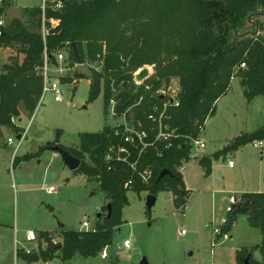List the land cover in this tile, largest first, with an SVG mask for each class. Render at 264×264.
Segmentation results:
<instances>
[{"label": "trees", "instance_id": "obj_1", "mask_svg": "<svg viewBox=\"0 0 264 264\" xmlns=\"http://www.w3.org/2000/svg\"><path fill=\"white\" fill-rule=\"evenodd\" d=\"M11 1L0 0V15L11 6ZM57 1L61 2L59 9L54 8ZM259 9H264V0H47L44 39L40 6L26 9L28 24L14 18L0 27V48H11L23 55L21 60L10 57L9 63L0 69V132L2 128L14 129L11 119L18 118L22 111L33 115L42 96L43 79L38 70L45 57L54 65L55 55L66 49L75 64L72 42L77 43L82 63L88 61L92 65L98 61L96 56L103 54L102 73L92 70L87 103L102 94L105 114L113 98L117 116L131 108L127 116L132 115L134 120L149 127L146 116L159 103V97H153L151 91L145 92L142 87L136 91L133 82V74L145 66H153V75L145 82L152 85V91L166 85L170 78L178 80L180 89L179 106L168 110V123L177 137L170 140L167 149L164 144L156 143V150L149 149L142 160L153 169L151 181L143 185L135 180L131 188H124L131 177L129 169L111 164L108 170L103 157L113 142V127L105 125L99 132L80 134L78 148L69 151L80 160L75 172L97 184L110 204V216L98 221L90 231L61 228V240L57 244L52 242L53 232L39 231L38 253L25 254L18 250V259L26 263L50 262L57 256L66 263L76 255L97 256L112 245L113 231L123 224L122 210L128 203L126 193L130 190L148 192L155 197L168 191L176 207H185L188 193L179 169L190 161L187 138L200 136L234 77L238 78L247 102L256 97L264 100V39L240 34L244 32L242 21ZM50 19L57 20L58 25L51 27ZM73 75L85 78L76 72ZM139 98H142L140 103ZM255 140L264 141V128L242 134L222 149L199 158L197 163L204 176L211 174L213 161L225 159ZM31 157L26 155L22 159ZM16 163L18 160L14 158L13 166ZM163 169L171 176L157 181ZM239 214L246 216L249 227L264 233V192L242 194L241 202L227 214L222 233L231 230ZM254 249L238 250L237 264H242L248 255L251 264H260L252 258Z\"/></svg>", "mask_w": 264, "mask_h": 264}, {"label": "rangeland", "instance_id": "obj_2", "mask_svg": "<svg viewBox=\"0 0 264 264\" xmlns=\"http://www.w3.org/2000/svg\"><path fill=\"white\" fill-rule=\"evenodd\" d=\"M11 2L0 15L5 25L14 18L28 24L26 9L42 4V0ZM242 30L243 36L250 33V37L264 39V9L248 14L242 21ZM41 33L44 37L47 34L42 30ZM61 52L64 63L54 65L57 69L69 70L56 78L60 101L55 102L52 93H45L32 116L22 111L11 122L14 129L2 128L0 132V264H19L16 249L28 248L31 254L38 253V241H24L26 231L36 232L37 236V231H54L51 238L53 244H57L61 240L59 225L65 230L83 231L81 224L86 220L87 231H90L106 217L108 203L97 184L69 170L59 155L49 150L48 144L58 139L64 149L74 151L78 148L80 134L96 133L105 125L116 124L110 110L105 114L102 94L87 103L92 79L74 77V63L69 59L68 50ZM10 57L21 60L23 55L11 48H0L1 66L9 63ZM83 64L91 71L102 73L99 61ZM51 74L59 73L53 69ZM166 86L179 88L178 80L170 78ZM241 90L238 78H232L229 92L217 101L214 115L206 120L199 136L205 144L199 153L201 156L222 149L242 134L264 128L263 98L256 97L247 103ZM7 138H11L13 144L7 145ZM262 142L261 148L250 142L218 160L216 165L223 175H216L213 181L203 176L195 160L184 163L180 172L188 196L182 209L176 207L172 193L164 191L157 193L154 205L146 214L149 193L128 191V203L122 210L123 224L113 231L112 245L104 249L106 258L101 257L102 251L89 258L76 255L66 263L56 256L50 262L38 260L27 264H138L142 258L148 264H237L236 252L254 247L253 260L264 264V233L249 227L243 214L236 217L225 239H216L205 229V224L212 221L211 211L215 206L212 192L217 199L264 192ZM42 148L45 149L40 151ZM26 155H31V159L23 160ZM14 158L18 163L13 166ZM228 160L233 162L232 168L228 167ZM216 223L213 220V224ZM124 240L130 241L129 249L123 248Z\"/></svg>", "mask_w": 264, "mask_h": 264}, {"label": "built area", "instance_id": "obj_3", "mask_svg": "<svg viewBox=\"0 0 264 264\" xmlns=\"http://www.w3.org/2000/svg\"><path fill=\"white\" fill-rule=\"evenodd\" d=\"M47 5V0H42L41 10H42V32L47 33L45 28V18L44 11ZM55 9L61 8V2L57 1ZM51 27H56L58 25L57 20L50 19L49 20ZM4 20L0 18V27H3ZM44 39V36H42ZM97 60L102 65V57L103 54L97 55ZM56 64L62 65L64 63L62 52H59L55 55ZM242 68L244 64L240 65ZM149 70L148 77L144 79L142 82H136L134 80L135 74H137L142 68L138 69L133 74V82L137 88L142 87L145 92L151 91L153 97H159V103L154 104L152 106V110L146 116V120L149 123V127H144L139 120H134L132 115L127 116V113L130 112L131 108H128L124 113L120 116H117L114 111L115 101L114 99H110L109 101V110L111 112L112 118L115 120V125L113 126L112 138L113 142L109 144L107 147L103 161L108 166V170L111 168V164H121L129 169L131 172V177L124 183V188H131L134 185V181L137 180L143 185H147L151 179L153 178V169L150 165L143 164V158L147 154L148 150L153 148L156 150V143L164 144L165 149L170 147V140L175 139L177 135L175 134V130L172 129L168 120L170 119L169 108H176L179 106L178 94L179 88H169L166 85H162L155 90L152 91V85L145 83L153 75V66H145ZM76 72V63L73 65ZM144 68V67H143ZM58 71V75L52 76V70ZM69 70L60 67L57 69L56 65H52L47 58H44L43 65L38 70V74L43 79V88H42V96L45 93H52L54 96V101H60V96L58 93V80L57 77H62L65 71ZM138 89V90H139ZM113 93L116 94V91L113 90ZM41 96V97H42ZM142 98H139L138 103H140ZM15 119H11V122H14ZM188 144L190 146L189 158L199 159L202 156L199 154L202 149L205 148V144L199 137L197 138H187ZM7 143L9 145L13 144V140L11 138L7 139ZM253 145L256 148H261L263 146L262 141L254 142ZM158 156H161V152H156ZM227 165L231 168L233 167V162L231 160L227 161ZM183 169V166L179 169V171ZM48 191H53V188L50 187ZM227 206L225 207V212L230 213L234 210V208L238 205L239 200L234 195H230L226 197ZM83 231H87L88 223L84 220L81 224ZM205 229L210 230L214 237L225 239L228 237L227 233H222L220 227L213 226V224H205ZM181 234H184V231H181ZM25 242L34 243L38 241V236L33 231H27L25 233ZM214 242V241H212ZM123 248H130V241H123ZM25 254H30L31 250L28 248L21 250ZM102 258H106L107 254L105 250L101 253ZM18 262V261H17ZM19 263V262H18ZM23 264H27L26 262H22ZM17 264V263H14Z\"/></svg>", "mask_w": 264, "mask_h": 264}, {"label": "water", "instance_id": "obj_4", "mask_svg": "<svg viewBox=\"0 0 264 264\" xmlns=\"http://www.w3.org/2000/svg\"><path fill=\"white\" fill-rule=\"evenodd\" d=\"M245 34L251 35L250 33H245ZM70 48H71L72 55H73V58H74L75 63H76V73L84 76L87 79H92L93 73H92L91 69L88 66H86L85 64H83L81 59H80V56L78 53V48H77V43L72 42L70 44ZM148 74H149V70L146 67H144L137 74H135L134 80L136 82H142L144 79H146L148 77ZM138 89H139V86H137L136 91H138ZM17 139H19V137H17ZM49 150H51L54 153H56L57 155H59L61 162L65 166H67V168L69 170L75 171L78 169V167L80 165V160L78 158L74 157L68 150L64 149L60 145V142L58 139H56L54 141L53 145L49 147ZM165 176H171V173L168 170L163 169L159 173V175L157 177V181H159L160 179H162ZM155 200H156L155 196L147 195V197H146V208H147V210L151 209V207L155 203ZM106 210H107V213H106L105 220L108 219L110 216V204H107ZM97 217L100 218V214ZM59 226L63 227L62 225H59ZM138 264H148V262L145 258H142V260ZM242 264H251L249 255L242 261Z\"/></svg>", "mask_w": 264, "mask_h": 264}, {"label": "crops", "instance_id": "obj_5", "mask_svg": "<svg viewBox=\"0 0 264 264\" xmlns=\"http://www.w3.org/2000/svg\"><path fill=\"white\" fill-rule=\"evenodd\" d=\"M0 68H1V65H0ZM229 89H230V87H229ZM242 91V90H241ZM228 92H229V90H228ZM227 92V93H228ZM227 93H226V95H227ZM243 94V93H242ZM226 95H224L223 97H225ZM43 97V96H42ZM42 97H41V99H40V101H39V103L41 102V100H42ZM223 97H221V98H223ZM220 98V99H221ZM246 100V99H245ZM254 100V99H253ZM252 100V101H253ZM252 101H250V102H247V103H251ZM39 103H38V105H39ZM37 105V106H38ZM37 108V107H36ZM36 110V109H35ZM35 112V111H34ZM114 120V119H113ZM18 121H21V119H18ZM115 121V120H114ZM21 137V136H20ZM19 137V138H20ZM8 139V138H7ZM7 145H9L8 143H7ZM212 154V153H211ZM211 154H209V155H211ZM209 155H207V156H209ZM192 160H195L196 161V164L198 165V163H197V160L198 159H192ZM220 160V159H219ZM191 161V160H190ZM189 161V162H190ZM218 161V160H217ZM217 161H213V163H212V168H211V174L208 176V178H210L211 179V181H213L214 179V177L216 176V175H218V176H222L223 175V172L218 168V165H216V163H217ZM188 163V162H187ZM199 166V165H198ZM200 167V166H199ZM229 167V166H228ZM230 168V167H229ZM232 168V167H231ZM202 170V169H201ZM181 173V172H180ZM182 175V174H181ZM203 176H204V174H203ZM205 177V176H204ZM184 183V182H183ZM184 186H185V189H186V191H187V193H188V190H187V188H186V184L184 183ZM246 193H249V192H246ZM258 193V192H257ZM261 193H263V192H261ZM242 194H245V193H242ZM241 194V195H242ZM233 195V194H232ZM241 195L239 196V197H237L236 196V198H238V200H239V203L241 202ZM188 196V195H187ZM215 196H216V193L215 192H212V201H213V198L215 199L213 202H214V204H215V206H214V208H212V211H211V220L212 221H210V223L209 224H213V220L216 222L217 221V223L214 225V226H216V227H220V229H221V227L225 224V222H226V219H227V214L228 213H226L225 212V207L227 206V201H226V197H223V199H217V198H215ZM235 196V195H234ZM238 203V204H239ZM225 205V206H224ZM222 206H224V207H222ZM238 206V205H237ZM245 216V215H244ZM246 217V216H245ZM236 221V220H235ZM234 224V223H233ZM233 226V225H232ZM59 228H63V227H60L59 226ZM30 231V230H29ZM16 232V231H15ZM27 232V231H26ZM25 232V233H26ZM37 232H39V231H37ZM47 232H54V231H47ZM230 232V231H229ZM228 232V233H229ZM34 233H36V232H34ZM227 233V234H228ZM206 237H209V235L208 234H206L205 235ZM24 238H25V236H24ZM25 241V240H24ZM15 242H17V240H15ZM19 249H16L15 250V257H16V252L18 251ZM102 257V256H101ZM16 260H18V262H19V264H23L22 262H24L23 260H20V259H18L17 257H16Z\"/></svg>", "mask_w": 264, "mask_h": 264}]
</instances>
